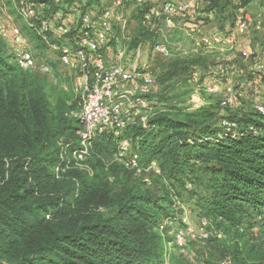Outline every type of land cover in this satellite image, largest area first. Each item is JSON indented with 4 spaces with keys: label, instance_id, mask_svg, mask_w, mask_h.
Here are the masks:
<instances>
[{
    "label": "trees",
    "instance_id": "16d2710c",
    "mask_svg": "<svg viewBox=\"0 0 264 264\" xmlns=\"http://www.w3.org/2000/svg\"><path fill=\"white\" fill-rule=\"evenodd\" d=\"M34 1L43 7L53 0ZM211 6L235 9L232 0ZM190 63L170 64L163 80L169 85L149 96L147 127L124 133L139 153L141 174L114 162L120 140L104 134L87 148L91 172L56 180L54 155L80 125L65 107L50 109L46 81L19 67L0 42V177L7 175L0 185V264H163L160 226L186 201L210 223L217 259L264 264V115L250 105L229 119L215 103L188 110ZM222 119L237 129L226 132Z\"/></svg>",
    "mask_w": 264,
    "mask_h": 264
},
{
    "label": "built area",
    "instance_id": "2783aa9c",
    "mask_svg": "<svg viewBox=\"0 0 264 264\" xmlns=\"http://www.w3.org/2000/svg\"><path fill=\"white\" fill-rule=\"evenodd\" d=\"M15 2L18 14L29 27L35 28V24L38 25L37 30L45 42H49L50 36L57 39L54 48L60 52V62L64 66H75L78 69L75 91L81 96V103L72 117L80 125L77 134L82 147L86 149L81 154L86 153L96 137L112 134L120 140L116 161L136 174H141L143 170L139 165V153L133 150L131 140L124 138V133L135 126L147 127L153 110L148 97L154 93L156 78L147 65L134 68L127 63L132 37L127 34L124 8L132 5L134 9L142 10L139 26L160 32L167 25L179 26L182 21L195 18L199 6L202 3L211 4L212 0H189L180 4L159 0L149 10L146 6L150 0H110L109 5L103 8L95 7L97 5L90 3V0H53L52 4L43 7L34 0ZM53 8L56 10L47 15ZM120 23L123 34L116 37L115 25ZM250 23L251 17L245 15L237 23V33L245 34ZM12 34L19 35L20 29L6 28L0 24L1 37L6 38ZM200 41L209 48L222 44L220 37L210 35H203ZM116 43L118 60L107 65L106 49ZM156 52L165 57L170 55L169 48L164 44L158 45ZM249 55L244 52L245 58ZM13 56L24 70L38 68L43 74H50V65L38 62L31 52L18 50ZM257 70L264 72V64L260 63ZM189 80L193 88L190 102L194 108L202 107L199 98L202 92L223 95L224 107H233L241 101L242 95L232 86L224 89L221 80L204 85L198 71H191ZM255 109L264 115V105H258ZM221 126L226 132H232L238 127L228 119H222ZM155 166H152L153 170H157ZM170 225L173 223L166 221L160 230L164 232ZM199 234L205 240L210 238L208 220H202ZM187 239L188 233L178 230L174 236V246L184 248Z\"/></svg>",
    "mask_w": 264,
    "mask_h": 264
},
{
    "label": "crops",
    "instance_id": "0c3cea01",
    "mask_svg": "<svg viewBox=\"0 0 264 264\" xmlns=\"http://www.w3.org/2000/svg\"><path fill=\"white\" fill-rule=\"evenodd\" d=\"M170 1L180 4L189 0ZM109 2L110 0H98L95 2L97 5L95 7H106ZM158 2L159 0H150L146 8L148 7L149 10ZM232 5L235 9L230 6L221 10L212 7L211 4L202 3L195 18L184 20L179 26L167 25L160 32L141 28L139 19L142 10L127 5L124 8V16L128 23L127 34L132 37L127 58L128 65L134 68L147 65L151 69L156 78L153 93L156 95L164 92L170 83L163 82L171 69L170 64L175 61H192L189 64V71H198L204 85L221 80L224 89L232 86L240 91L246 104L243 108H247L250 104L254 108L264 105V72L257 70V62L254 66L245 65L246 69L243 64L246 59L244 52L256 56L260 63L264 64V3L262 0H251L247 5L242 6L241 0H232ZM245 15L251 17L252 23L249 24L245 34H238L237 23ZM122 34V24H116L114 35L120 37ZM203 35L220 37L222 44L209 48L200 41ZM160 44L169 48L168 57L156 52V47ZM117 51V43L106 49L107 65H112L118 60ZM179 78L181 77L175 79ZM185 78L191 96L193 88L189 75ZM188 102L191 103L189 100ZM203 102L202 106L207 104ZM151 103L153 107L154 102ZM187 108L193 111L200 107L194 108L187 104Z\"/></svg>",
    "mask_w": 264,
    "mask_h": 264
},
{
    "label": "rangeland",
    "instance_id": "374dc122",
    "mask_svg": "<svg viewBox=\"0 0 264 264\" xmlns=\"http://www.w3.org/2000/svg\"><path fill=\"white\" fill-rule=\"evenodd\" d=\"M55 10L56 8H53L51 11H48L47 15L53 13ZM0 24L6 28L20 29L19 35L12 34L6 38L0 36V42L9 55H14L18 50H24L31 52L38 62H45L50 65V74L48 75L43 74L38 68L26 72L46 81V100L52 111H56L58 106L65 107L66 116L69 119H74L72 114L78 110L81 103V96L75 91V79L76 75H78V69L75 66H64L60 62V52L54 48L57 46V39L55 40L54 36H50L49 42H45L37 30L38 25L35 24V28L29 27L27 22L18 14L15 0H0ZM246 59L243 62L244 69H246L245 65L254 66L256 62L258 66L260 64V60L252 54ZM246 76L249 77L247 74ZM3 79V77H0V88L6 90ZM238 92L240 93V91ZM191 97L192 95L185 96L183 99L185 106L187 104L192 106L188 102V100H191ZM199 98L207 104H217L222 116L228 119L230 115L236 114L239 109H243V106L246 105L244 104V99L241 98V101L238 103L239 105L224 107L222 105L224 100L223 95H212L205 92H202ZM150 99L148 97L149 101ZM177 101L175 99L171 103H178ZM251 108L254 109L252 105ZM77 133L75 125L72 126L65 135L68 140L66 138L61 140L63 143L60 144L61 149L59 154L54 155L57 161L51 171L56 177V180L67 178L70 172L75 170H85L86 168L91 172L89 166L86 164L85 156L88 152L86 151L85 154H81L86 149L82 147ZM8 136L10 138V133ZM113 158L114 162H116V154ZM135 175L137 176L139 174ZM6 177V174L0 177V185L6 182ZM110 180L112 181V179ZM51 196L54 197L53 195ZM177 210L180 213L173 218V221L166 220L172 222L173 225H170L168 230L164 231L162 235L165 247V261L163 264H175L178 260L186 264H230L228 258L225 260L217 259L213 254V244L210 240L201 238L199 233L201 232V223L204 218L197 212L194 205L186 201L177 205ZM178 230H184L188 233L186 246L181 249L174 246V236ZM45 260V263L49 262L48 258ZM12 261L19 263L17 259H11L10 262Z\"/></svg>",
    "mask_w": 264,
    "mask_h": 264
}]
</instances>
